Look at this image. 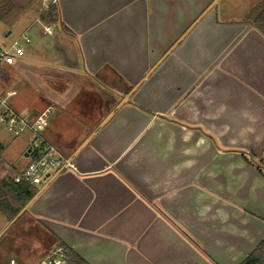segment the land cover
I'll return each mask as SVG.
<instances>
[{
    "label": "crops",
    "instance_id": "1",
    "mask_svg": "<svg viewBox=\"0 0 264 264\" xmlns=\"http://www.w3.org/2000/svg\"><path fill=\"white\" fill-rule=\"evenodd\" d=\"M213 3L57 0L69 30L18 32L26 112L54 107L77 165L25 209L84 264H240L264 238V34Z\"/></svg>",
    "mask_w": 264,
    "mask_h": 264
},
{
    "label": "rangeland",
    "instance_id": "2",
    "mask_svg": "<svg viewBox=\"0 0 264 264\" xmlns=\"http://www.w3.org/2000/svg\"><path fill=\"white\" fill-rule=\"evenodd\" d=\"M261 4H264V0H214L212 6L214 10L217 9L220 17H231V19L234 18L252 25L254 18L249 19L247 16L252 8ZM37 8H45L43 1L35 0L32 8L11 28L0 24V41H7L18 35L26 22L25 20L37 17ZM181 18H185V13L178 16L177 24H180ZM36 29L38 27L32 28L28 35L33 37ZM9 30L11 31L10 34L5 36ZM9 67L10 65H7V68ZM19 77L15 67L9 68L8 73L0 76V91L11 88L18 90V95L13 99V103L18 109L26 112L33 105L38 104V101L32 96V91L28 89L25 91L20 86L22 84L19 82ZM27 136L28 134L14 136L0 127V177L13 176L24 167L27 156L22 151L26 148ZM57 243L56 240H52L50 235L41 230L39 224L29 216L24 208L12 219L0 211V256H3L5 252H7V257L10 253H15L18 255L21 264H36Z\"/></svg>",
    "mask_w": 264,
    "mask_h": 264
},
{
    "label": "built area",
    "instance_id": "3",
    "mask_svg": "<svg viewBox=\"0 0 264 264\" xmlns=\"http://www.w3.org/2000/svg\"><path fill=\"white\" fill-rule=\"evenodd\" d=\"M41 1H43L45 8L51 3L57 2V0ZM38 20L40 19L38 18ZM44 31L53 32L54 30L52 26L46 24ZM30 42L31 37L27 32L13 36L7 41H0V68L15 64L25 54V46ZM16 95L17 91L15 89L0 91V127L14 136L28 134V161L14 175V181H28L39 188L48 183L59 172L74 170L77 165L72 156L66 155L44 134L50 113L54 107L47 106L36 111L23 112L13 103ZM68 262L67 248L57 243L37 264H68ZM0 264H21V262L15 253H10L5 262Z\"/></svg>",
    "mask_w": 264,
    "mask_h": 264
},
{
    "label": "trees",
    "instance_id": "4",
    "mask_svg": "<svg viewBox=\"0 0 264 264\" xmlns=\"http://www.w3.org/2000/svg\"><path fill=\"white\" fill-rule=\"evenodd\" d=\"M35 0H0V24L11 28L32 6ZM37 17L44 24H60L67 31L69 28L62 21L60 8L57 2L51 3L47 8H37ZM254 18L253 26L264 34V4L257 5L249 12L248 16ZM9 66V65H8ZM11 66V65H10ZM7 66L0 68V76L8 73ZM28 152V150H27ZM26 152V153H27ZM253 156L254 153H252ZM258 170L264 176V161L256 163ZM22 169V168H21ZM38 186L28 181H14V175L0 177V211L10 219L14 218L38 192ZM58 244L68 250V264H84L86 261L67 243L56 236ZM240 264H264V238L244 258Z\"/></svg>",
    "mask_w": 264,
    "mask_h": 264
},
{
    "label": "water",
    "instance_id": "5",
    "mask_svg": "<svg viewBox=\"0 0 264 264\" xmlns=\"http://www.w3.org/2000/svg\"><path fill=\"white\" fill-rule=\"evenodd\" d=\"M10 32H11V31L9 30V32L7 33V35L10 34Z\"/></svg>",
    "mask_w": 264,
    "mask_h": 264
}]
</instances>
